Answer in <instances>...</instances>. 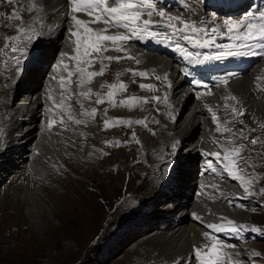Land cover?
<instances>
[{"label":"rangeland","instance_id":"rangeland-1","mask_svg":"<svg viewBox=\"0 0 264 264\" xmlns=\"http://www.w3.org/2000/svg\"><path fill=\"white\" fill-rule=\"evenodd\" d=\"M30 2L32 0H21L23 4H29ZM13 7L15 5H7L3 0H0V11L9 14ZM161 8L171 15H184L185 18L196 20L197 23L203 21L210 28L222 24L223 19L228 17L241 18L246 10L252 12H256L257 9L264 10V0H207L206 6L203 7L200 0H158V9ZM225 8L228 10L224 11ZM29 14L25 15V18H27L25 19L26 22H31V19L28 18ZM18 26V22L9 21L5 23L3 19H0V50H3L6 36L17 35L16 28ZM36 26L38 27V24ZM37 27L35 28L37 29ZM156 31L163 32L164 30L156 28ZM17 43L27 44L29 48L31 47V44L25 38H22ZM180 43L193 52H200L201 58L204 54H212L216 51L215 47L193 49L184 41H180ZM216 43L227 44L230 41L226 36L217 34ZM127 48L131 55L141 60V64L136 65L133 60L127 59L119 63L112 62L105 75L95 79L90 86L94 92H99L101 91L100 85L96 87L94 85L96 82L99 84H110L119 80L129 84V87L126 92L117 96V100L131 95L139 97L160 96L161 101L159 103L153 101L133 109L116 107L110 108L108 111V119L110 120L117 117L133 121L148 118L147 128L143 125L133 124L130 127L120 125L102 131L103 121L100 116L87 126L81 125L80 127L85 130L83 132L86 139L78 137L81 139L80 145L83 146L84 152L82 154L84 157L76 158L73 155L75 161L73 160L72 162L78 165L75 171L77 174H70L69 179L66 177V179L60 178L51 182L47 181L44 201L38 202L39 199L36 201L35 198H31L30 201L26 200V198H20L24 196L23 191L26 187H30L33 190L38 186L39 182L30 176L27 167L18 170L17 173H13L10 170L9 176L7 174L3 181L0 182V264H152L150 255H152L153 249L151 246L148 248V245H146L139 252L133 253L139 244L145 245L142 242L147 237L152 239L151 236L160 231L157 225L147 229L146 225L148 222L142 216L143 213L148 211L155 216L158 209L156 211L154 209L160 206L150 205V203L153 204V198L157 191L153 189V192L150 193L149 190L143 187V182L146 179L150 182L153 179L162 181L166 177L165 175L170 177L169 171L173 165L174 156L169 154V149L172 141H176V138L173 130L170 131L169 129L174 122H177V109H175L176 106L173 104L172 95H170L172 87L166 88L165 82L156 81L154 76L148 79L135 77L136 83H131L133 77L126 70L129 68L139 71L151 70L150 68L147 69L144 64L143 55L135 52L137 49L149 52L156 57L164 58L166 56L171 58L173 63L178 66L179 75H184V67L178 64L179 56L183 57L174 50V44L157 43L154 40H132L127 45ZM37 49L38 45L31 58L35 55ZM109 54L123 55V53L116 52H110ZM11 55L10 51H0V124L6 122L7 106H17L18 103L16 101L21 97L18 95L14 101L9 102L11 99L8 96L12 98L15 95V92H11L10 84L13 83L15 87L17 84L16 76L18 75L19 77L21 75L14 72L15 62L10 59ZM259 58V56H244L229 58L223 62L212 61L205 64L187 62L186 73H188L187 76H190L192 71L211 67L215 68L216 75L223 77L226 73L241 71ZM53 60L51 59V61ZM26 63L24 61L21 62L23 69H25ZM216 67L227 68V70H219ZM52 68L53 64H46L44 67L45 75L49 76ZM98 69L99 65H96L92 70ZM24 72H27V67ZM117 72L123 74L117 77ZM154 72L161 77L167 74L171 83L173 82L172 77L169 76V70H164L162 73ZM139 83L156 84L157 90L154 92L141 90L138 87ZM218 92L219 96L222 95L220 97L227 95L226 91L225 93L223 92L221 86ZM165 95L169 98V103L167 104L163 100ZM197 100L202 103L205 109L204 113L209 133L212 136L215 125L206 109L211 105L214 110H219L218 112H220V108L217 104H208L202 97L194 99L195 102ZM45 102L44 99V104ZM84 103L89 110L91 107H98L102 111L106 107V105L97 106L94 103L90 104L87 101ZM72 106L77 111L79 110V106L75 101L72 102ZM205 106L207 107L205 108ZM156 108H159V112L155 111ZM173 116L175 117L174 122L171 118ZM154 120H159L160 123L157 124ZM133 131L136 132V139L140 141L139 144L132 139L131 133ZM153 131H155V135H152ZM0 134V136L3 135V130ZM144 135L145 137H143ZM256 135L260 134L257 133ZM262 138H264V135H262ZM74 140L76 143L79 142L76 139ZM105 141H111L112 144H106ZM117 141L120 142L119 147L114 146ZM165 141L167 143L171 142L167 144ZM182 144L180 149H185V141ZM93 146L100 151L89 158L87 153L93 151ZM199 146L197 154L200 157V161L203 157L199 153L204 151L205 148L201 145ZM104 153H108V155H104ZM243 155H251L253 162L256 164L254 171L260 179L256 182L254 190L258 191L260 187H264V153L259 148L253 151L251 145L248 144L247 150ZM211 159L214 160V158ZM67 160L69 161L70 159L67 158ZM166 160L170 162L167 165L165 164ZM191 160H196V153ZM219 171L224 175L222 169H219ZM199 176L198 181L202 183L203 175L199 174ZM152 184L157 186L156 184L158 183ZM192 192V194L199 196L205 194H201V191L198 190ZM147 196L151 198L149 201H147ZM192 199L195 200V196ZM23 200L26 201L22 202ZM225 200L227 201V199ZM258 200L264 202V196L252 197L251 200L237 201L238 204L248 205L247 209L234 207L238 209L235 210L237 213L244 211L243 213L246 215L242 217L251 218V220L244 221L250 222L232 218L237 220V223L264 227V207L259 206ZM226 201H223L224 205ZM194 202L196 203L194 205L197 206L198 203ZM28 203L35 205L36 208L28 211L24 206L28 205ZM163 203H168V200L163 201ZM253 208H255L254 212L252 211ZM138 230H141V232H138ZM222 236L221 239L236 246L228 251H238L240 253L239 259L243 260L245 258L248 254L245 249H248L260 252L261 257H257L253 261L247 262V264H264V236L245 233L246 239L244 240L224 236L223 234ZM158 262L160 264L164 261Z\"/></svg>","mask_w":264,"mask_h":264},{"label":"snow or ice","instance_id":"snow-or-ice-1","mask_svg":"<svg viewBox=\"0 0 264 264\" xmlns=\"http://www.w3.org/2000/svg\"><path fill=\"white\" fill-rule=\"evenodd\" d=\"M7 5H15L11 13L6 14L0 11V19L5 22H18L16 28L17 35L6 36L3 50L12 54L10 59L15 62L14 72L23 74L21 62L25 63L31 58L37 45L41 42L42 34L33 26L43 23L41 16L45 9L43 0H32L29 4L21 3V0H3ZM201 6H206L207 0H200ZM67 11L64 14L63 22L66 25L64 32L67 33V41L71 47V52H61L57 64V75H53L51 80L58 84V98L53 95L50 88L46 99L50 102L46 109L45 130L50 134L55 133L60 137L58 143L64 147V155L71 159L74 152L69 149L75 148V140L72 136H65V133L78 134L81 139H86L85 134L78 130V126H87L94 122L98 116L103 121L102 131L110 127L120 125L132 126L133 124L143 125L147 128V120L137 119L135 121L123 118L108 119L110 108L123 107L133 109L138 106L161 101L160 96L139 97L131 95L127 98L117 100L120 93L128 90L129 84L117 80L113 83H101L99 92H94L90 86L95 78L103 77L112 62L119 63L122 60H133L136 65L141 64V60L131 55L127 45L130 41L154 40L157 43L174 44V50L178 52L188 63L205 64L207 62H223L229 58L244 56H259L264 58V10L257 9L256 12L245 11L241 18H225L222 24L216 27L205 25L203 21L197 23L196 20L185 18L184 15H171L165 10L158 9V0H66ZM194 7V6H193ZM35 13L31 17V22L25 21V15ZM190 8V16H191ZM159 18V19H154ZM156 28H161L163 32H157ZM226 36L230 43H216V35ZM25 38L31 44L17 43ZM180 41H184L193 49H209L215 47L216 51L212 54H204L201 58L200 52H193L188 47L183 46ZM54 43V40L47 41ZM110 52L123 53V55H111ZM99 65L98 70H92ZM131 73L133 79L131 83H136L135 77L148 79L154 76L156 81L165 82L166 88H171L172 83L167 74L163 77L156 75L154 71H139L129 68L126 70ZM123 73L117 72L119 77ZM187 77L188 73L184 74ZM238 73H226L220 78L219 85L227 86L229 81L238 76ZM192 83L205 88V93L195 92L197 98L203 95L211 96L213 92L208 89L206 84L200 81ZM75 84L78 91H72ZM141 90L154 92L157 85L153 83H139ZM106 89V91H104ZM195 91V90H194ZM224 104L223 110L218 114L217 110L207 107L210 118L215 125L213 144L216 150H204L200 155L204 158V174H213V179L219 176L223 179L222 173L217 165L222 167L223 172L232 180L237 181L242 193L235 197H228L229 207H240L247 209L248 205L238 204V200H251L252 197L264 196V187L258 191L255 189L256 182L260 177L255 173L256 164L251 155L244 156L248 144L253 151L257 148L264 153V122L259 121L253 114L252 124L245 122L244 118L248 115L245 103L234 94H227L222 97ZM164 103H169L167 95L163 97ZM79 106V110L73 109L72 102ZM85 101L94 103L97 106L106 105L101 110L98 107H85ZM234 103H229V102ZM159 112V108L155 109ZM173 122L175 117H171ZM159 124V120H154ZM239 125V127H237ZM259 133L260 135H256ZM155 135V131L152 132ZM132 139L137 144L136 132L131 133ZM240 141V143H238ZM111 145V141H105ZM181 142L174 141L170 145L169 154L175 156L180 150ZM116 147L120 142L115 143ZM83 151V146L79 149ZM100 151L93 146V151L87 153L91 158L96 152ZM39 155V153H37ZM108 155V153H104ZM215 160V163L212 159ZM50 166L49 175L62 177L69 168L65 163H52L50 158L44 162ZM169 161H165L167 165ZM251 170V171H250ZM201 194L206 192L216 193L223 201L225 198L224 190L219 183L206 184L201 186ZM210 199L215 201L217 195H210ZM260 207H264V202L257 201ZM255 211V208L252 209ZM193 218L204 223L203 218L193 214ZM219 222L204 224L205 230L201 233L202 244L192 246V254L198 264H247L257 257H261L258 251H250L243 260L239 259L240 253L228 251L236 246L227 243L217 234L235 237L240 240L246 239L245 233L264 236V227L251 226L246 223L218 216ZM255 238V237H253ZM173 264H179L174 261Z\"/></svg>","mask_w":264,"mask_h":264},{"label":"bare ground","instance_id":"bare-ground-1","mask_svg":"<svg viewBox=\"0 0 264 264\" xmlns=\"http://www.w3.org/2000/svg\"><path fill=\"white\" fill-rule=\"evenodd\" d=\"M43 3L46 6L41 12L44 22L38 24V27L36 24L33 25L37 27L38 31L42 34L41 42L38 44L35 55L26 63L27 72H24L25 68L22 75L19 77L18 75L16 76L17 84L15 87L13 83L10 84L11 92H15V95L13 97L10 95L13 99L8 96V98L11 99L9 102L14 101L18 95L21 97L16 101V103H18L17 106H7L5 115L6 122L0 124V132L3 130V135L0 136V182L3 181L7 174L9 176L10 170H12L13 173H17L18 170L27 167L30 176L38 180L39 184H37L38 186L33 190L30 189V187H26L23 191L24 196L20 198H26V200L29 201L31 198H35L36 201L39 199L38 202L45 200V186L47 181L51 182L52 180L60 178L66 179V177L69 179L70 174H77L75 171L77 170L76 166H78L72 162L74 160L73 157L69 161L67 160V157L64 155L63 145L58 143L60 137L56 136L54 132L50 134L45 130L47 119L46 109L50 104L46 99L48 90L51 88L53 90V95L58 98V84L56 81L51 80V77L57 75L56 66L60 59V53L71 52V47L66 38L67 33L64 32L66 25L63 22V17L67 11V7L65 6L66 0H43ZM33 15H35V13H30L28 18L31 19ZM49 40H54V43H48L47 41ZM139 50L140 49H137L135 52L143 55V62L147 66V69H151L150 72L169 70V76L173 79L172 93L170 94L172 97H170L173 100V104L176 106V112L179 113L177 122H174L172 125L169 122L171 125L169 130H173L175 135L173 136L176 138L175 140L181 142L180 148L184 141L186 146H184L185 149H180L178 154L174 156L173 165L169 171L170 177L165 175L166 177H164L162 181H160V179L157 181L153 179L151 182L154 184L158 183L156 184L157 186H153L147 179L143 182V187L149 190L150 193L153 192V189L157 191V194L153 198V204L150 203V205L160 206L158 208H155L156 206L154 207V211L158 209L155 216L149 213V211L143 213L142 216H144L148 222L146 225L147 229L148 227L150 229L157 225L160 231L151 236L152 239L147 237L142 242L145 245L139 244L138 247L134 249L133 253L139 252L141 248H145L146 245H148V248L151 246L153 249L152 255H150L152 264H159L158 261L162 260L164 262L160 264H173L174 261H178L179 264H198L192 254V246H200L202 244L201 233L208 230L204 227V224L219 222V215H223L234 221H237L235 219L243 221L251 220V218L249 217L247 219L242 217L246 215L243 213L244 211H239L237 213L235 210L238 209L229 207L227 202L225 205L223 204V201H226L225 199L228 197H235L242 193V189L239 187L238 182L232 180L226 173H224L223 179L219 176L213 179V174L209 173L206 175L203 172L204 158L199 161L200 157H198L197 154L199 145L203 146L205 150L208 151L216 150L212 142L215 133L212 132L213 135L211 134L212 136H210L207 119L204 113L205 109L201 102L198 100V102L194 101V99L196 100L197 98L195 92L205 93V88L196 84L192 85L188 77H185L183 74L179 75L178 66L173 63L171 58L166 56H164V58L160 56L156 57L149 52ZM51 59L54 60L51 61ZM160 62H162V64H160ZM46 64H53L49 76H47V74L45 75L46 72L44 71V67ZM210 78L213 79L214 85L208 89H211L213 95H203L202 98L208 102V104H217L220 108V112H222L224 101L222 97H220L222 95L219 96L218 94L219 88L216 87V85H219L220 81L211 75ZM94 85L99 87L100 84L96 82ZM221 89L224 93L226 91V94L231 93L236 95L245 103L248 109V115L243 117L245 122L252 124L251 116L253 114L259 121L264 122V58L245 68L243 75L239 74L234 77L229 81L227 86H221ZM72 91H77L76 85H72ZM44 99L46 101L45 104ZM73 109L76 110L74 107ZM78 130L85 132L80 126H78ZM65 136H72L73 139L79 141L78 143L75 142V148L69 149V151L74 152V157L83 158L84 156L82 153L84 151L81 152L79 150L81 148V139L78 138L79 135L65 133ZM143 137H145V135ZM37 153H39V155H37ZM195 153L196 160H191L195 156ZM49 158L52 163L67 164L69 171L64 174L66 176L49 175L50 166L44 163ZM213 162L215 163V160H213ZM217 167L218 169H222L220 165H217ZM199 174L203 175V179H201L202 183L198 181V178H200ZM213 183H219L224 190L225 198L223 201L216 193L206 192L203 196H199L196 193V195L192 194L194 190L202 191V185ZM159 195L161 196L159 197ZM210 195H217V199L215 201L211 200ZM194 196L195 200L192 199ZM150 199L151 198L147 196V201ZM166 200H168V203L164 204L163 201ZM194 201L198 203L197 206L194 205L196 204ZM24 206L28 211L36 208L35 205L31 203ZM193 214L202 217L204 223L194 219ZM234 214H238L239 216ZM146 230L144 231L146 232ZM139 231L141 232V230H138V232ZM217 235L222 237V233Z\"/></svg>","mask_w":264,"mask_h":264}]
</instances>
